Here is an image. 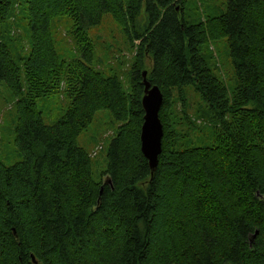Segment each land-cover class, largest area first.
I'll list each match as a JSON object with an SVG mask.
<instances>
[{
	"label": "trees",
	"instance_id": "trees-1",
	"mask_svg": "<svg viewBox=\"0 0 264 264\" xmlns=\"http://www.w3.org/2000/svg\"><path fill=\"white\" fill-rule=\"evenodd\" d=\"M190 4L3 0L0 84L10 108L0 144L12 119L22 159L0 158V264H35L33 256L36 264H264V0H229L205 19ZM106 14L129 40L116 58L134 52L128 90L96 62L88 31ZM66 16L77 50L70 60L54 31ZM23 23L27 41L15 31ZM225 39L230 84L220 66ZM145 70L164 94L155 170L141 149ZM54 93L62 117L47 124L38 99ZM104 110L114 137L96 175L78 138Z\"/></svg>",
	"mask_w": 264,
	"mask_h": 264
},
{
	"label": "rangeland",
	"instance_id": "rangeland-1",
	"mask_svg": "<svg viewBox=\"0 0 264 264\" xmlns=\"http://www.w3.org/2000/svg\"><path fill=\"white\" fill-rule=\"evenodd\" d=\"M194 4H190L191 9L195 10L203 19L208 15H219L226 10L229 0H188ZM1 5V4H0ZM103 24L92 26L88 33L93 39L96 48V62L99 67L105 70L107 74H112L113 70L123 78L124 87L128 90L130 86L127 73L130 70V64L133 60L134 52H128L122 50L119 56H123L126 61L123 66V57L116 58L118 56L114 52L115 48L123 47L125 45L129 47V40L123 32V28L111 18V14H106ZM65 22L62 24L57 23V28H54L56 37L58 39V51L66 59L70 60L77 56V50L74 43L71 41L68 32L71 30V21L68 16L64 17ZM25 23L19 26V29H15L16 33L21 39L27 41L28 31L25 29ZM59 31V34H58ZM225 40L220 41L221 53H220V66L224 79L228 84L234 83L236 80L235 69L231 57L228 55L226 49ZM148 68L152 67V63L148 61ZM126 67L127 69H124ZM0 95L4 97L0 101V122H4L2 113L4 114L6 108H10V104H6L5 96L7 95V88L4 83L0 84ZM194 104V105H193ZM39 108L44 110V120L47 124H53L62 117L61 106L63 107V100L59 93H54L47 98L38 99ZM199 107L196 99L192 100L191 112L194 114ZM106 110L98 113V119L94 120L92 125L84 130L79 138L78 142L81 146L92 152L94 162V173L96 175L101 174L103 170L107 168L106 155L109 149V145L114 137V128L109 123L107 116L104 119ZM145 116V115H144ZM1 125V124H0ZM6 127H10L11 131L4 130L7 137L2 144H0V158L7 164L12 165L15 162L22 159L21 152H19L13 142L14 123L12 119L7 120ZM192 134V130H190ZM2 138V132L0 131V140ZM8 142V143H7ZM107 177H104L106 180Z\"/></svg>",
	"mask_w": 264,
	"mask_h": 264
},
{
	"label": "water",
	"instance_id": "water-1",
	"mask_svg": "<svg viewBox=\"0 0 264 264\" xmlns=\"http://www.w3.org/2000/svg\"><path fill=\"white\" fill-rule=\"evenodd\" d=\"M3 0H0V4ZM148 71L143 72L144 95L142 99L145 110L141 130V149L152 170L159 165V157L163 152L164 125L160 118V110L164 102V94L158 85H153L147 78ZM258 232V231H257ZM256 235V234H255ZM34 263H38L33 256Z\"/></svg>",
	"mask_w": 264,
	"mask_h": 264
}]
</instances>
